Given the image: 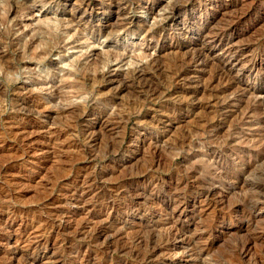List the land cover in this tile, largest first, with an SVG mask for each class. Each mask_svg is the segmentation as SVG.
Listing matches in <instances>:
<instances>
[{
	"label": "rangeland",
	"instance_id": "1",
	"mask_svg": "<svg viewBox=\"0 0 264 264\" xmlns=\"http://www.w3.org/2000/svg\"><path fill=\"white\" fill-rule=\"evenodd\" d=\"M263 85L264 0H0V264H264Z\"/></svg>",
	"mask_w": 264,
	"mask_h": 264
},
{
	"label": "bare ground",
	"instance_id": "2",
	"mask_svg": "<svg viewBox=\"0 0 264 264\" xmlns=\"http://www.w3.org/2000/svg\"><path fill=\"white\" fill-rule=\"evenodd\" d=\"M212 46V45H211ZM221 77V76H220ZM262 86V85H261ZM263 87H264V85H263ZM257 90V89H256ZM263 90V89H262ZM261 91V90H260ZM253 94V93H252ZM263 103V102H262ZM261 185V184H260ZM263 187H264V185H263ZM254 188V187H253ZM255 189V188H254ZM206 193V192H205ZM256 193V192H255ZM250 195V194H249ZM246 196V195H245ZM252 198H253V196H251ZM261 197V196H260ZM263 197V196H262ZM256 199V198H255ZM259 199V198H258ZM261 199H264V198H261ZM253 203V202H252ZM258 203V202H257ZM263 203V202H262ZM254 204V203H253ZM264 204V203H263ZM259 205H261V204H259ZM255 206H257V205H255ZM252 208V207H251ZM255 208V207H254ZM264 208V207H263ZM261 209H262V207H261ZM259 211H260V209H259ZM249 217L251 216L250 214L248 215ZM253 217H255V216H253ZM252 218V217H251ZM170 220V219H169ZM174 223V222H173ZM173 223H171V224H173ZM174 224H176V223H174ZM173 224V225H174ZM183 225V224H182ZM171 227V226H170ZM175 227V226H174ZM176 228V227H175ZM164 229H165V227H164ZM171 229V228H170ZM178 229V228H177ZM166 230V229H165ZM168 230H169V228H168ZM171 231H172V229H171ZM170 231V232H171ZM176 231V230H175ZM174 231V232H175ZM166 232H168V231H166ZM169 232V233H170ZM176 233V232H175ZM178 233V232H177ZM156 234V233H155ZM168 235H170V234H168ZM168 238H169V236H168ZM172 238V237H171ZM246 244V243H245ZM173 246V245H172ZM171 246V247H172ZM244 247H246V246H244ZM238 248V247H237ZM243 248V247H242ZM242 251H241V253L239 254L240 256H242L246 251H245V249L243 250V249H241ZM200 251H202V250H200ZM173 252V251H172ZM171 252V253H172ZM174 253V252H173ZM173 255V254H172ZM236 257H238L237 255H236ZM235 257V258H236ZM263 257V256H262ZM173 258V257H172ZM241 258V257H240ZM232 259V258H231ZM236 259H238V258H236ZM236 259H234V260H236ZM261 259V258H260ZM264 259V258H263ZM232 261V260H231ZM256 263V262H255ZM237 264V263H236ZM241 264V263H240Z\"/></svg>",
	"mask_w": 264,
	"mask_h": 264
}]
</instances>
